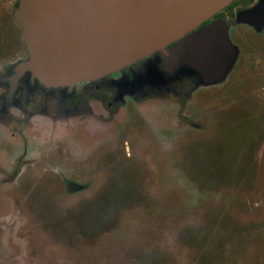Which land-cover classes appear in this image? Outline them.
<instances>
[{"label": "rangeland", "instance_id": "rangeland-1", "mask_svg": "<svg viewBox=\"0 0 264 264\" xmlns=\"http://www.w3.org/2000/svg\"><path fill=\"white\" fill-rule=\"evenodd\" d=\"M17 3L0 0V71L27 54ZM231 38L241 56L225 83L185 108L152 100L143 117L105 107L83 132L91 151L35 117L17 174L12 154L0 161V264H264V33Z\"/></svg>", "mask_w": 264, "mask_h": 264}, {"label": "water", "instance_id": "water-1", "mask_svg": "<svg viewBox=\"0 0 264 264\" xmlns=\"http://www.w3.org/2000/svg\"><path fill=\"white\" fill-rule=\"evenodd\" d=\"M235 1L18 0L13 18L28 57L15 64L12 82L16 85L29 72L47 87H73L119 72L165 49ZM236 22L264 33V0L239 11ZM223 24L224 32H212L218 24L212 25L184 41L196 66L223 58V74L207 86L225 83L240 60L241 49ZM215 36L220 50L213 59Z\"/></svg>", "mask_w": 264, "mask_h": 264}, {"label": "flooded vegetation", "instance_id": "flooded-vegetation-1", "mask_svg": "<svg viewBox=\"0 0 264 264\" xmlns=\"http://www.w3.org/2000/svg\"><path fill=\"white\" fill-rule=\"evenodd\" d=\"M253 5L254 3L250 6L231 7L230 5L146 59L119 72L90 82L79 83L73 87H47L29 72L20 77L14 85L12 78L16 74L15 68L19 62L2 68L0 71V123L6 130V134L0 136V142H3V138L4 142H14L13 139L17 138L19 148L16 152V146L9 148L5 145V148H1L3 150L0 151V161L6 163L8 153L12 154L10 163L18 165L13 169L17 174L27 155L28 133L33 128L35 117L44 116L48 117L51 123L68 125L66 136H74L75 139L81 140L82 143L87 144L84 147L90 150L92 143L89 138L85 141L82 139L83 132H89L87 129L95 132V127L104 126L107 119L105 117L107 114L103 112L105 107L111 113L109 116L116 112L120 120L123 119L120 114L121 108L127 106L132 109L137 108L134 110L143 117L140 106L152 100L167 103L175 98L180 106L185 108V102H188L195 93L205 90L207 84L216 82V79L223 74L224 62L221 57L218 63L213 61L211 64L208 61L207 64L205 60H201V64L198 63L196 66V61L194 62V57L185 47L184 41L198 32H204L212 25L218 24L212 32H224L225 30L222 31L221 28L224 27V22L228 26V32H235L238 12ZM219 42L220 38L216 36L212 38L210 51L213 59L217 57L220 50ZM27 57L28 54L19 61H24ZM62 118H64L63 121H61ZM74 123L77 124L74 125ZM97 145L99 146V142ZM6 172L7 169H3L1 175L5 176Z\"/></svg>", "mask_w": 264, "mask_h": 264}, {"label": "trees", "instance_id": "trees-1", "mask_svg": "<svg viewBox=\"0 0 264 264\" xmlns=\"http://www.w3.org/2000/svg\"><path fill=\"white\" fill-rule=\"evenodd\" d=\"M254 3V0H237L236 2H233L231 7H234L235 5H242V6H250Z\"/></svg>", "mask_w": 264, "mask_h": 264}]
</instances>
